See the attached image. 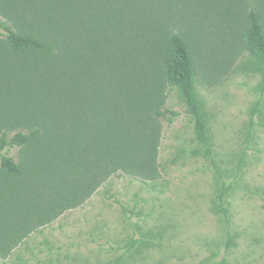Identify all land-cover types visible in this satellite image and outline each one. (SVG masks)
Here are the masks:
<instances>
[{
  "label": "rangeland",
  "instance_id": "obj_1",
  "mask_svg": "<svg viewBox=\"0 0 264 264\" xmlns=\"http://www.w3.org/2000/svg\"><path fill=\"white\" fill-rule=\"evenodd\" d=\"M151 2L154 10L145 18L158 21L156 33L137 27L136 9L133 20L105 27L95 26L93 15L88 31L77 23L81 16L91 20V13H80V0H0V19L25 32L50 37L77 30L100 33L108 57L117 55L130 73L125 78L132 91L127 112L143 110L148 132L157 136L153 163L144 155L141 160L102 162L99 169L91 167L93 171L82 167L78 184L65 181L57 158L46 157L38 145L1 151L0 162L2 154L13 156L27 165L29 175L4 186L14 195L22 193L23 205L16 197L9 202L0 197V264H264L260 115L249 134L260 75L244 40L251 8L264 24V0ZM173 33L183 37L196 63L199 98L213 135L212 157L193 153L200 147L194 120L178 91L165 81ZM3 39L0 32V42ZM39 62L0 50V133L38 121L29 120L31 114L25 112L30 99L55 100L39 74L47 72L44 68L54 70L57 58ZM101 91H88L93 94L89 98L80 89L77 106L62 117L61 130L72 137L70 142L81 131L102 133L103 123L110 126L109 136L119 133L123 138V120L117 127L111 117L95 115L105 96ZM158 110L166 116L156 115ZM64 148L69 155L76 152V147ZM33 150L38 156L31 160ZM222 180L228 187L230 224L213 210ZM7 212L13 214L4 216Z\"/></svg>",
  "mask_w": 264,
  "mask_h": 264
},
{
  "label": "trees",
  "instance_id": "obj_2",
  "mask_svg": "<svg viewBox=\"0 0 264 264\" xmlns=\"http://www.w3.org/2000/svg\"><path fill=\"white\" fill-rule=\"evenodd\" d=\"M150 4H152L151 0H139V3L137 0H80V13H91V20L90 17L85 19L81 16L77 23L80 28L82 25L86 26L88 31L95 20L92 21L93 15L98 21V23L94 22L95 26L98 24L100 27H105L114 22L118 25L120 21L127 23L135 18L133 11L136 9L140 16L136 19L137 27L143 30L149 28V31L156 33L158 21H148L145 18L149 11L154 10ZM0 32L4 35V39L0 42V50L6 49L11 55L16 56L26 55L36 63L55 57L58 63L57 67L53 68L54 70L44 68L47 72L39 74L41 84L49 87L51 91L47 93L49 97L52 94L55 100L45 97L40 102L30 99V103H24L25 112L29 111L31 117L34 118L30 117L29 120L38 121L34 125H28V128H21L13 133L4 129L0 133V152L7 147L33 149L35 145H38L42 147L46 157L57 158L61 173L64 174L65 181L69 184L79 183L83 177L82 167L84 169L89 167V170H92L91 167L99 169L102 162L115 163L117 159L126 162L132 158L141 160L144 155L150 158L151 163L154 162L157 136L153 131L148 132L143 110L135 108L133 112H127L129 95H132V91L125 78L130 73L128 69L125 70L123 60H120L117 55L115 58L108 57L105 51L106 42L104 48L100 45L101 37L98 35L100 33L91 34L77 30L66 31L59 37H50L22 31L13 22L5 19H0ZM109 38L111 42L115 39L114 35H110ZM244 40L250 61L260 75L255 86L259 99L252 104L250 109L249 134H251L256 124L255 118L260 115L264 121V24L260 14L254 8H251L248 14ZM94 58H97L99 63H92L91 59ZM164 76L166 84L178 91L186 104L188 114L194 120L196 141L200 147L195 148L193 153L212 157L214 153L213 135L204 104L199 98L196 63L188 44L178 33H173L168 41ZM103 86L106 87L102 90L105 96H101L102 102L95 115L99 118L101 114L106 118L111 117L113 122L114 120L117 122V127L121 126L123 120L125 123L123 138L118 135L119 133L109 136L110 126L103 123L101 124L102 133L99 131L96 135L90 131H81L83 134L79 132L80 135L75 136L74 142H70L72 137L62 133L61 130L62 117L70 116L71 112L70 110L68 112V109L77 106L80 89H84L90 98L93 94L88 91L95 93L101 91ZM85 103L91 104L89 99H86ZM93 107L94 105L91 110ZM155 114L165 117L166 111L158 110ZM172 114L175 112L172 111ZM122 144L123 147H121ZM66 145L76 147L74 155H69L64 151ZM35 155L34 150L30 152L31 160L38 156ZM28 175L27 165L13 156L2 154L0 197L7 198L8 202L12 200V197H16L23 205L24 195L22 193L14 195L13 190H6L5 187L7 188L11 182ZM227 193L228 187L222 180L218 200L213 204V210L215 213L222 214L224 221L230 224L231 212L226 205ZM10 213L3 215L10 216Z\"/></svg>",
  "mask_w": 264,
  "mask_h": 264
}]
</instances>
